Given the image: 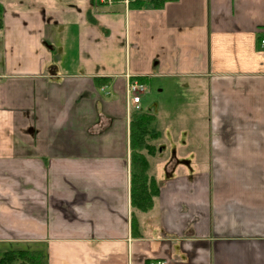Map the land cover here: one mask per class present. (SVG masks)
Segmentation results:
<instances>
[{"label":"crops","instance_id":"obj_1","mask_svg":"<svg viewBox=\"0 0 264 264\" xmlns=\"http://www.w3.org/2000/svg\"><path fill=\"white\" fill-rule=\"evenodd\" d=\"M129 1L0 0V254L264 264V0ZM134 79L186 92L195 123L157 129L149 210L132 203L130 123L153 105L135 108Z\"/></svg>","mask_w":264,"mask_h":264},{"label":"trees","instance_id":"obj_2","mask_svg":"<svg viewBox=\"0 0 264 264\" xmlns=\"http://www.w3.org/2000/svg\"><path fill=\"white\" fill-rule=\"evenodd\" d=\"M170 0H130L131 7H162ZM3 27V7L0 3V29ZM144 81L143 79H140ZM155 120L150 113H135L130 123L131 143V192L132 203L142 210H149L154 197L158 193V185L149 174L150 162L145 153L154 154L155 145L147 141L148 136L156 137L158 132L151 131V123ZM0 264H44V258L30 250H10L0 254Z\"/></svg>","mask_w":264,"mask_h":264},{"label":"rangeland","instance_id":"obj_3","mask_svg":"<svg viewBox=\"0 0 264 264\" xmlns=\"http://www.w3.org/2000/svg\"><path fill=\"white\" fill-rule=\"evenodd\" d=\"M159 88H163L164 91L159 92ZM142 96L144 97L143 109H146L145 105L153 104L151 106L152 111H150V114L156 115V119L151 123V131L153 133H156L157 129H160L164 133L166 131L165 127H167L168 125H172V127L176 126L177 128L187 129L188 125H190L191 127L193 124H195L192 120L189 121L188 119V104L186 92L180 96H176V94L172 91V87H169L166 83H163L161 86H158L156 83H152L149 91L146 90ZM158 105L159 107L157 108ZM190 127L187 130H190ZM154 138L155 137L148 136L147 141L150 144L155 145L156 147V143L158 142L154 140ZM166 154L168 153H165V155ZM155 161L156 160H152L150 162L152 163L151 167L153 166ZM153 168L154 172L158 175L159 168ZM152 172V169H150L149 174H151Z\"/></svg>","mask_w":264,"mask_h":264},{"label":"built area","instance_id":"obj_4","mask_svg":"<svg viewBox=\"0 0 264 264\" xmlns=\"http://www.w3.org/2000/svg\"><path fill=\"white\" fill-rule=\"evenodd\" d=\"M108 3H112L114 0H105ZM264 46V40L261 41ZM147 90L146 85L141 82L140 79H134L128 84V94L130 96L131 102L134 104L135 108H139L141 98L143 93ZM151 264H164L163 262L151 263Z\"/></svg>","mask_w":264,"mask_h":264}]
</instances>
